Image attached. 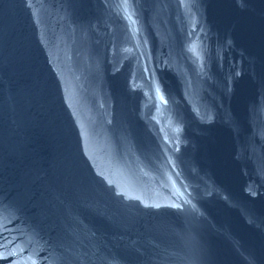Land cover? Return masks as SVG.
I'll list each match as a JSON object with an SVG mask.
<instances>
[{"label":"water","instance_id":"water-1","mask_svg":"<svg viewBox=\"0 0 264 264\" xmlns=\"http://www.w3.org/2000/svg\"><path fill=\"white\" fill-rule=\"evenodd\" d=\"M264 116V0H0V264H207Z\"/></svg>","mask_w":264,"mask_h":264}]
</instances>
